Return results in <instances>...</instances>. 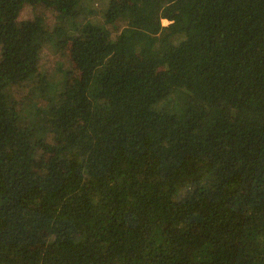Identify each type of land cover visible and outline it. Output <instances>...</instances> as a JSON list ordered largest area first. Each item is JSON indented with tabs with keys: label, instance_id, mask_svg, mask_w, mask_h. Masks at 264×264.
Returning <instances> with one entry per match:
<instances>
[{
	"label": "trees",
	"instance_id": "obj_1",
	"mask_svg": "<svg viewBox=\"0 0 264 264\" xmlns=\"http://www.w3.org/2000/svg\"><path fill=\"white\" fill-rule=\"evenodd\" d=\"M0 264H264V0H0Z\"/></svg>",
	"mask_w": 264,
	"mask_h": 264
},
{
	"label": "rangeland",
	"instance_id": "obj_2",
	"mask_svg": "<svg viewBox=\"0 0 264 264\" xmlns=\"http://www.w3.org/2000/svg\"><path fill=\"white\" fill-rule=\"evenodd\" d=\"M33 12H37V14H41V16H43L45 18V22L48 25L52 24L51 21V14L49 11H45L42 6L41 7H36V8H31V7H25L22 10V14L20 17V20H25L29 17H31L33 15ZM51 16V17H50ZM163 23H166V20H162ZM68 47H66L61 53H59L58 55H52V54H43V57L39 58V63H40V69H42V71L44 73H47L51 76H53V78H59L60 75L57 72V70L55 69L56 65L55 63H57V60H61L63 57H65V61L68 62V58H67V53H68Z\"/></svg>",
	"mask_w": 264,
	"mask_h": 264
}]
</instances>
